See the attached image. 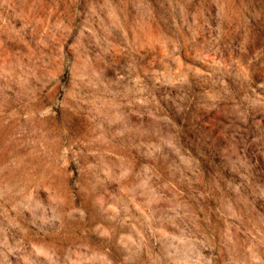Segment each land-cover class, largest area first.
<instances>
[{
	"label": "rangeland",
	"instance_id": "1",
	"mask_svg": "<svg viewBox=\"0 0 264 264\" xmlns=\"http://www.w3.org/2000/svg\"><path fill=\"white\" fill-rule=\"evenodd\" d=\"M0 264H264V0H0Z\"/></svg>",
	"mask_w": 264,
	"mask_h": 264
}]
</instances>
